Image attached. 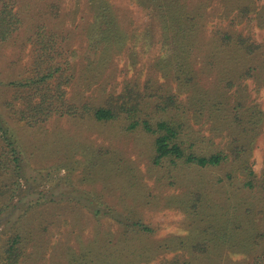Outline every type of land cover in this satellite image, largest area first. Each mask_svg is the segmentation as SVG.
Masks as SVG:
<instances>
[{
	"label": "rangeland",
	"instance_id": "374dc122",
	"mask_svg": "<svg viewBox=\"0 0 264 264\" xmlns=\"http://www.w3.org/2000/svg\"><path fill=\"white\" fill-rule=\"evenodd\" d=\"M187 1L207 2L209 28L224 18L217 0ZM5 2L18 23L0 41V109L23 169L9 201L14 161L0 136V204L9 206L0 213V264L15 235L14 264H264L263 76L260 86L247 77L223 88L222 78L239 69L191 54L194 78L174 77L159 0ZM253 31L263 43L264 27ZM58 62L74 113L29 108L33 116L19 119L7 103L21 115L18 105L55 94L27 78L35 66ZM167 95L175 102L168 109ZM109 99H129L135 119L179 120L184 146L225 159L216 166L155 163L156 134L129 127L128 108L97 120L84 106Z\"/></svg>",
	"mask_w": 264,
	"mask_h": 264
},
{
	"label": "trees",
	"instance_id": "16d2710c",
	"mask_svg": "<svg viewBox=\"0 0 264 264\" xmlns=\"http://www.w3.org/2000/svg\"><path fill=\"white\" fill-rule=\"evenodd\" d=\"M159 1V7L162 10L160 19L164 25L165 32L163 36L168 39L170 46H172V53L167 63L170 65L174 77L182 79L183 76L181 77L179 74L180 72L184 74L186 79L194 78L192 76V72L194 71L192 63L195 62L196 59L194 55L191 56V54H201L202 56L205 55L204 62H208L212 64V66L215 62L225 61L226 63L233 64L235 69H239L236 76L232 77L228 75L222 78V83H224L223 88L226 84L231 85L233 83H238L239 79L247 77L255 79L260 86L262 84L258 79L263 76L264 84V42L259 43L253 31L255 25L258 28L264 27V8L262 6L259 7L255 0H217L216 3L221 2L218 8V16L223 11L222 15L224 18L214 22L211 28L207 27L210 14L206 1H204L205 3L196 2L192 4L187 0ZM253 13L255 14L251 16ZM16 18L17 16L8 2L0 3V41L6 39L16 28L18 23ZM239 18L240 21L238 20ZM244 19L245 21L242 23ZM109 29V27H106L102 28L101 31L103 33L112 34ZM115 29L118 31L117 24L115 25ZM60 66L61 64L59 62L45 67L39 66L38 68V66H35L31 77L27 78V80L32 81L33 85L37 87L45 85L53 86V88L56 89L55 94L52 93L47 95V93H43V98L32 107L25 103L18 105L23 107L20 109L21 115L19 110L14 106L16 104L11 100L7 103L6 107H8L11 112L17 113L18 118L22 120H28L29 117L33 116L29 114V108L37 110L43 107L47 110L48 115L54 112L73 114L76 107L68 102L67 104V100L64 98L63 89L61 87L63 84V76L61 73L58 75V72L61 70ZM182 83L186 84L185 81ZM10 84L15 86L21 85V83L16 81ZM53 91L55 92L54 89ZM126 94L128 96V93ZM205 94L208 97L213 96L210 93ZM53 96L57 97L56 101H54ZM166 98L169 102L165 104V108L168 109L169 103L174 105L175 102L171 96L167 95ZM128 102L129 99H122L119 101L118 105L109 99L106 103H101L99 105L89 106L85 104L84 106L91 111L93 117L97 120L113 119L117 116L119 111H123L125 107L128 108V111H130L132 115L129 127L132 128V126L141 125L145 130L156 134L154 141L155 163L161 162L164 158H169L171 162L182 159L187 162H194L199 166H216L225 159L226 156L220 152L209 155H198L194 153L191 147L184 146L181 128L182 122L179 120L167 118L151 123L149 119H135L134 116L137 106L129 104ZM139 102L140 101H138L137 104H139ZM219 102L222 103V101ZM25 111L28 112L27 115ZM251 116L252 115H249V121H251ZM249 124H252V122ZM241 127L246 132L250 129L244 123H242ZM0 136H2L5 145L9 148L5 149V153L8 157L10 154V157L13 158L14 161L12 165H9V171L16 180L13 182V185L8 188V192L5 193L6 199L9 198L10 201L14 198V187L21 178L23 166L19 161V150L14 135L12 134V128L1 109ZM1 193H4L2 189ZM7 208H9L7 203L0 204V213ZM18 237V235H15V237L9 241L10 244L4 251L5 256L2 258L7 259V262H4L5 264H14L19 261L20 254L18 251L21 246L19 244L15 245Z\"/></svg>",
	"mask_w": 264,
	"mask_h": 264
}]
</instances>
